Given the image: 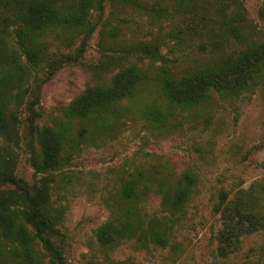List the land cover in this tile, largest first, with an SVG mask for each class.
<instances>
[{
  "label": "rangeland",
  "instance_id": "obj_1",
  "mask_svg": "<svg viewBox=\"0 0 264 264\" xmlns=\"http://www.w3.org/2000/svg\"><path fill=\"white\" fill-rule=\"evenodd\" d=\"M142 1V8L120 0H106L103 11L94 8L87 24L93 31L85 43L84 26L37 35L48 57L64 62L57 69L45 64L32 70L25 103L9 102L7 115L16 118L17 130L11 138L0 135L1 153L9 154L13 173L24 183L48 181L47 209L62 232L66 264H264V228L245 236L229 256L217 250L223 191L233 197L252 189L254 205L264 213V84L240 96L214 94L194 107L170 104L159 77L164 63L182 74L243 46L220 36L221 47L214 49L208 33L192 28L195 15L187 1L181 6L178 0ZM239 1L251 34L245 44L264 42L263 0ZM207 4L208 10L217 9V2ZM8 42L16 47L14 37ZM146 42L160 43L163 59L142 53ZM131 64L147 76L135 97L87 117L72 114V104L89 87L112 84ZM36 97L33 138L26 103ZM54 131L60 143L52 145ZM47 150L57 152L55 164L39 172L35 161L45 160ZM184 173L194 175L195 184L184 205L174 209L163 197L165 192L174 197ZM127 186L133 187L132 197L123 192ZM128 217L137 229L134 236L112 243L99 238L105 223L120 224ZM151 225L168 231L167 244L142 236ZM42 251V264H49Z\"/></svg>",
  "mask_w": 264,
  "mask_h": 264
},
{
  "label": "trees",
  "instance_id": "obj_2",
  "mask_svg": "<svg viewBox=\"0 0 264 264\" xmlns=\"http://www.w3.org/2000/svg\"><path fill=\"white\" fill-rule=\"evenodd\" d=\"M105 1L0 0V6H7L6 10L0 9V135L11 138L17 130L16 118L12 120L7 115V106L13 99L19 105L25 103L27 78L32 70H39L45 64L50 69H57L64 62V58L51 60L45 41L40 42L37 35L61 27L84 26L85 43L93 31L92 27L87 26L92 10L98 8L103 11ZM120 1L134 8L146 6L142 0ZM184 1H187L189 11L195 15L191 21L192 28L201 34L208 33L207 37L212 39L214 49L221 47L220 36L226 39L233 37L243 47L223 52L213 63L182 74H175L164 63L159 77L166 100L176 107H194L214 94L240 96L264 84V42L245 44L251 34L247 30L248 17L243 4L239 0H178V4L181 6ZM212 2H217L214 12L208 10L210 5L207 3ZM152 8L157 11L163 9L156 5ZM259 14L264 19V0ZM11 37H14L16 47L9 46L8 39ZM159 48L160 43L146 42L140 51L152 58L163 59ZM146 78L137 65L124 66L112 84L89 87L72 104V114L87 117L120 99L135 97L137 85ZM38 102L36 97L26 103L33 138L38 132ZM51 137L50 144L53 145L55 140L59 142L55 131ZM2 148L0 145V264H6L8 260L18 264H42V249L49 256V264H66L64 246L59 240L62 232L56 227L55 217L47 209L48 181L42 179L39 184L33 185L24 183L13 173L9 154L1 153ZM45 155V160L35 161V168L39 172L49 170L55 164L53 160L57 152L47 150ZM194 184V175L184 173L174 197L165 192V202L171 203L174 209L183 206L191 196ZM132 189V186H127L123 192L127 197H132ZM254 198L252 189L239 190L233 197L222 192L217 205L222 220L217 233L220 255L235 253L245 236L264 228V213L254 205ZM136 230L134 221L128 217L120 224L110 221L105 223L99 228L98 235L105 243H112L116 239L134 236ZM142 236L146 239L148 236L161 245L169 241L168 231L157 225H151Z\"/></svg>",
  "mask_w": 264,
  "mask_h": 264
}]
</instances>
